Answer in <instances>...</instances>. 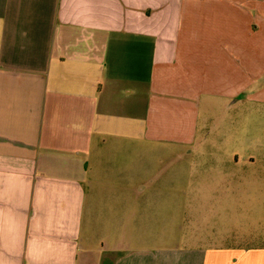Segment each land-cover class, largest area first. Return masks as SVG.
<instances>
[{"label":"crops","instance_id":"obj_1","mask_svg":"<svg viewBox=\"0 0 264 264\" xmlns=\"http://www.w3.org/2000/svg\"><path fill=\"white\" fill-rule=\"evenodd\" d=\"M261 114L264 0H0V264H264L161 242V196L228 210L257 185Z\"/></svg>","mask_w":264,"mask_h":264},{"label":"rangeland","instance_id":"obj_2","mask_svg":"<svg viewBox=\"0 0 264 264\" xmlns=\"http://www.w3.org/2000/svg\"><path fill=\"white\" fill-rule=\"evenodd\" d=\"M259 119L261 122L264 121V115L261 114ZM209 127L210 122L201 115L199 119V130H201L198 132L195 145L202 143L201 148H204L203 144H206L207 140L204 141L205 138L201 135ZM224 127L228 132L227 139L231 140L237 128L236 111L230 113ZM258 135L257 138L264 146V128H258ZM233 148L236 149V147ZM257 148L248 147L246 154L239 153V155L252 156L256 162L262 161L264 147ZM203 160L202 158L197 162L193 161V165H197L192 167L195 177H221L223 174L221 168L217 169L207 161L204 163ZM183 162L182 160L181 163ZM175 164L177 160L171 154H161V177L173 178V168L177 166ZM240 165H244L240 167V170L244 168L247 180L252 178L257 185L249 186L251 190H246L243 199L234 202L235 206L232 203L229 204L228 210L224 208L225 202L195 201L189 197L190 191L183 201L175 197L161 196V242H180L181 244L199 242L237 246L264 244V165L248 166L247 162L244 164L240 162Z\"/></svg>","mask_w":264,"mask_h":264}]
</instances>
